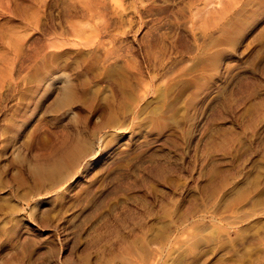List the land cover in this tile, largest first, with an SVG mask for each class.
I'll return each mask as SVG.
<instances>
[{"label":"rangeland","instance_id":"rangeland-1","mask_svg":"<svg viewBox=\"0 0 264 264\" xmlns=\"http://www.w3.org/2000/svg\"><path fill=\"white\" fill-rule=\"evenodd\" d=\"M0 264H264V0H0Z\"/></svg>","mask_w":264,"mask_h":264}]
</instances>
